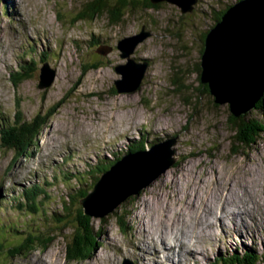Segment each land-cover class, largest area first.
Here are the masks:
<instances>
[{
	"label": "rangeland",
	"instance_id": "1",
	"mask_svg": "<svg viewBox=\"0 0 264 264\" xmlns=\"http://www.w3.org/2000/svg\"><path fill=\"white\" fill-rule=\"evenodd\" d=\"M86 1L0 0V187L13 197L4 204L0 202V216L5 220L16 216L12 205L14 198L22 197L19 187L37 174L43 178L39 184L47 179L51 183L46 187L53 196L46 205L59 209L66 185L53 178L56 173L81 171L83 161H96L109 148L127 144L142 134L150 140H162L157 143L161 146L154 144L157 148L153 149L167 146L174 150L171 157L175 156L177 163L118 206L130 212L124 233L113 211L104 216L100 246L90 259L68 262L64 240L56 237L46 249H35L7 264H207L226 251L250 248L256 254L264 252V133L251 148L236 152L237 146L230 140L234 131L227 121L228 105L213 103V96L199 86L195 70L201 49L197 37L210 24L206 20L211 21L206 12L224 9L228 0L221 5L216 0H196L185 14L167 4L139 8L124 13L117 25L109 24L105 14L74 23L73 18ZM141 30L150 34L137 44L131 56L136 61L147 60L145 78L135 92L113 93V82L120 77L114 67L126 62L116 48L117 42ZM92 36L103 43L89 49L85 41ZM29 44L32 47L27 51H34L35 66L31 75L18 83L19 62L28 59L21 53ZM41 58L46 61L41 63ZM94 64L97 68L87 70ZM41 67L54 72L52 82L44 88L38 87ZM48 111L54 113L34 143L18 140L12 149V125ZM244 114L264 121L254 107ZM217 175L223 185L216 183ZM225 184L235 190L244 188L246 196L259 204L252 211L255 217L239 213L227 220L229 215L221 213L235 209V205L242 207L247 202L244 196L208 204L210 211L201 213L198 223L189 226L198 211L188 201L196 202L200 196L195 204L202 207L204 200H216ZM179 208H190L188 218L193 219L183 222L186 216L173 213ZM141 210L148 212L146 226L152 229L160 226L155 224L159 222L157 215L172 212L174 230L179 229L181 234L168 237L165 244L158 239L148 251L140 241L137 218ZM215 215L224 223L213 222L210 235L203 237L199 228L209 229L204 221L216 220ZM229 220L232 223L226 225ZM195 234L204 239L200 254L193 258L187 255L188 259L180 254V262L171 261L176 259L175 251L181 253L183 249L175 246V240L186 244L187 238ZM145 251L149 259L143 260Z\"/></svg>",
	"mask_w": 264,
	"mask_h": 264
},
{
	"label": "water",
	"instance_id": "2",
	"mask_svg": "<svg viewBox=\"0 0 264 264\" xmlns=\"http://www.w3.org/2000/svg\"><path fill=\"white\" fill-rule=\"evenodd\" d=\"M99 1L106 12L119 14L120 18L128 11L152 9L162 4L177 6L185 14L196 3V0ZM224 10L203 40L200 82L207 86L214 104H227L229 113L237 117L253 108L264 91V0H240ZM149 34L141 30L117 42L116 48L126 62L114 67L120 75L113 82L116 93L135 92L141 86L147 63L136 61L131 54ZM40 72L38 87L49 86L54 72L46 67H41ZM153 148L157 147L130 151L102 171L81 200L84 214L104 217L174 165L176 157H171L174 150L167 146Z\"/></svg>",
	"mask_w": 264,
	"mask_h": 264
},
{
	"label": "trees",
	"instance_id": "3",
	"mask_svg": "<svg viewBox=\"0 0 264 264\" xmlns=\"http://www.w3.org/2000/svg\"><path fill=\"white\" fill-rule=\"evenodd\" d=\"M238 1L240 0H228L225 3L226 7ZM215 3L221 5L223 4V0H216ZM224 9L215 11L214 8H211L210 11L206 12L211 21L206 20L210 24L197 37L201 46L200 55L203 49V40L208 29L219 21L225 11ZM102 14H105L109 18V24L117 25L122 20L119 14L106 12L100 7L99 0H87L79 8V12L73 18V22L93 20ZM193 27V25L190 26L191 29ZM102 41L101 38L92 36L90 40L85 41V46L87 43L89 49L97 48L103 43ZM27 52L26 58L28 59H21L19 62L18 71H21V77L18 78V83H21L27 76H30L35 66L34 51ZM45 61L44 58L40 59L41 63ZM138 61L146 62L147 60L139 59ZM97 65L88 66L87 70L97 68ZM26 70L27 73L25 72ZM195 70L199 86H201V89L209 92L207 86L200 82L199 62ZM174 81V83H178L177 80ZM111 90L113 93H116L114 88H111ZM254 109L264 117V91L256 101ZM53 113L54 111H48L40 116L38 112L29 121L26 122L24 119H20L15 126L12 125L14 136L9 141L12 146L11 148L14 149L18 140L23 142V139L28 142V145L33 144V140L47 125L48 118ZM227 121L234 131V134L230 136V140L237 146L236 152L241 148H251L263 136L264 121L261 119L250 118L247 114L235 117L228 112ZM3 124H6V122ZM161 141L150 140L142 134L138 139H133L127 144L109 148L105 151V154H99L96 161H83V169L81 171L75 170L70 172L69 170H63L62 173H56L53 178L56 181L63 180L66 185L59 209H50L46 205V203L51 202L53 196L47 190V187L51 185L48 182L49 179L41 185L39 182L43 178L37 175L36 179H32L20 186L22 197L19 199L14 198V204L12 205V209L17 211L16 216L6 220L0 216V264H7V262L9 263L16 258H20V256H26L35 249L44 250L56 237H61L64 240L66 249L65 258L68 262L80 263L93 257L100 246L99 237L105 225V218L94 219L84 214L81 200L93 188L101 172L108 169L111 164L121 159L130 151L145 149ZM72 181L74 183H71ZM2 203L4 204L5 202ZM2 209L0 208V210ZM124 209L126 208H123L121 205L113 210V218L122 233L126 231L130 213L129 209ZM27 216L29 217L27 218ZM96 220H98V223ZM212 259L207 264H264V252L256 254L250 248H245L241 252H236L235 250L222 252Z\"/></svg>",
	"mask_w": 264,
	"mask_h": 264
},
{
	"label": "bare ground",
	"instance_id": "4",
	"mask_svg": "<svg viewBox=\"0 0 264 264\" xmlns=\"http://www.w3.org/2000/svg\"><path fill=\"white\" fill-rule=\"evenodd\" d=\"M191 168V165H189L187 167V171H189ZM214 178V177H213ZM216 180V183L218 185H223L221 184L220 182H218V179H219V176H215L214 178ZM197 189V187L195 188ZM246 196L245 194V190L244 188H240L239 190H235V189H232V188H229L227 186V184H225L224 186V191L223 192H220L219 194H217V199L216 200H212V199H206L204 200L203 202V205L202 207H197V204H195L196 202H199V198L200 196L197 198V201L194 202V201H188L189 203H191V206L194 207L197 211H198V214H196V216L194 217L195 221L192 220L189 224V226H194L195 223H198V218L200 217V214L201 213H206L208 211H210V206H208V204H216V203H219V204H222L224 203L226 200H229V201H234L240 197H244ZM245 199L247 200V202H245V206L243 205L242 207L239 206V205H235L234 207H236L235 209H232L230 211H224V212H221L223 213L224 215H229L227 217H225V219H230V218H233L235 219L236 216L235 215H238L239 216V213H245L247 215H250V216H253L255 217V215H252V211L256 210L259 208V204L252 200L250 197L246 196ZM203 200V199H202ZM225 200V201H224ZM211 201V202H209ZM209 202V203H208ZM202 203V202H201ZM207 203V204H206ZM186 205V204H185ZM201 206V204H200ZM190 209V208H189ZM189 209L186 210V209H181L179 208L177 211L178 212H173L174 214H179V215H184L186 216L187 218H182L183 219V222H188L187 219L191 220L193 218H188V216H190L189 214ZM156 211V210H155ZM236 211H239V212H236ZM146 212H143L142 210L140 211L139 213V216L137 219H139V230H140V237H141V245L145 246L146 248H148V251L150 250V245L151 244H155L157 242V240L159 239L160 243L161 244H165L166 243V240L168 237L170 236H175L176 233L178 234H181V232L179 231V229L177 230H174V217H173V213L172 212H169V214H163V212H161L159 214V216L157 215V223L155 224H158L160 225L159 228L157 229H152L150 228L148 225V227L150 228H147L146 224L148 222L147 220V216H149V214L146 216L145 215ZM148 213V212H147ZM146 213V214H147ZM156 213V212H155ZM172 213V215H171ZM231 214V215H230ZM263 214V217H264V212H262ZM155 215V214H153ZM163 215V216H162ZM221 215V214H220ZM161 216V217H160ZM260 216V215H259ZM151 217V216H150ZM214 217H216V220H210L209 222L208 221H204V224H207L208 228L209 229H203V228H199V232H203L204 235L203 237L205 236L206 237V234H209L211 233L210 231V226L212 225L213 222L216 221L217 224H223V222H220V219H219V216L218 215H215ZM146 218V219H145ZM149 218V217H148ZM150 219V218H149ZM156 220V219H155ZM154 222V221H153ZM232 223V221H228V224L226 225H229L230 223ZM154 224V225H155ZM156 226V225H155ZM201 227V226H200ZM194 228V227H193ZM192 228V229H193ZM220 229L218 226H215V229ZM163 229H169V232H166L164 233L163 232ZM221 230V229H220ZM156 234V235H153V234ZM139 234V233H138ZM137 234V235H138ZM202 236H200L199 234H195V235H192V236H189L187 238V241H186V244H184L183 240H178L176 239V243H175V246H180L182 247V252H178V251H175L177 253H174L176 255V259H173L171 261L173 262H180V259H179V256L180 254L185 258V259H188L187 255H190L192 258L193 257H196L195 255L196 254H200L201 252V245L204 243V239H203ZM139 238V237H138ZM169 244H171V242H169ZM174 246V247H175ZM148 251H145L143 256H144V259H147L148 258ZM157 252L159 253V250H157ZM157 253V254H158ZM146 255V256H145ZM149 259V258H148ZM143 263V262H142ZM156 263H159V262H156ZM134 264V263H132ZM145 264H149L148 262H145ZM175 264V263H174ZM183 264H186L184 261H183Z\"/></svg>",
	"mask_w": 264,
	"mask_h": 264
},
{
	"label": "flooded vegetation",
	"instance_id": "5",
	"mask_svg": "<svg viewBox=\"0 0 264 264\" xmlns=\"http://www.w3.org/2000/svg\"><path fill=\"white\" fill-rule=\"evenodd\" d=\"M111 88L113 89L114 88V85Z\"/></svg>",
	"mask_w": 264,
	"mask_h": 264
}]
</instances>
